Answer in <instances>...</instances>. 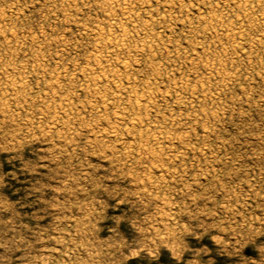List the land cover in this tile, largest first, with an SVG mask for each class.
I'll return each instance as SVG.
<instances>
[{
    "label": "rangeland",
    "instance_id": "1",
    "mask_svg": "<svg viewBox=\"0 0 264 264\" xmlns=\"http://www.w3.org/2000/svg\"><path fill=\"white\" fill-rule=\"evenodd\" d=\"M0 264H264V0H0Z\"/></svg>",
    "mask_w": 264,
    "mask_h": 264
},
{
    "label": "bare ground",
    "instance_id": "2",
    "mask_svg": "<svg viewBox=\"0 0 264 264\" xmlns=\"http://www.w3.org/2000/svg\"><path fill=\"white\" fill-rule=\"evenodd\" d=\"M127 18V17H126ZM106 107V106H105ZM162 138V137H161ZM158 140V139H157ZM159 141V140H158Z\"/></svg>",
    "mask_w": 264,
    "mask_h": 264
}]
</instances>
